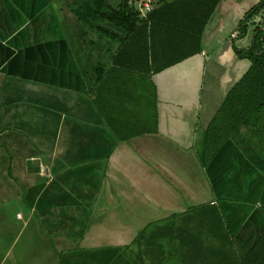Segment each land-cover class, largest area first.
<instances>
[{"label": "crops", "instance_id": "obj_1", "mask_svg": "<svg viewBox=\"0 0 264 264\" xmlns=\"http://www.w3.org/2000/svg\"><path fill=\"white\" fill-rule=\"evenodd\" d=\"M120 1L0 0V201L15 204L20 256L152 264L150 254L132 262L133 246L132 260L122 251L145 228L159 231L168 258L159 264H201L170 231L192 224L199 207L219 205L243 258L264 232V141L241 125L206 167L197 146L250 65L232 48L248 46L251 28L241 38L236 30L246 9L219 3L202 51L150 77L157 132L118 140L88 91L98 63L119 47L98 27L125 36L99 15Z\"/></svg>", "mask_w": 264, "mask_h": 264}, {"label": "trees", "instance_id": "obj_2", "mask_svg": "<svg viewBox=\"0 0 264 264\" xmlns=\"http://www.w3.org/2000/svg\"><path fill=\"white\" fill-rule=\"evenodd\" d=\"M138 1L121 0L116 7L99 13L103 20L123 30L125 36L98 27L101 33L118 41L119 47L110 52L107 65L98 63L88 95L118 140L157 132L156 89L150 77L202 51L203 32L222 0H151V8L144 15L135 6ZM261 10L264 0H257L236 26L239 38L253 26L248 47L232 45L234 53L247 58L250 65L228 90L199 138V159L204 167L241 125L252 126L254 134L264 141V26L256 24ZM195 215L198 221L184 222L170 232L178 231L176 234L184 246L192 249L198 262L264 264V232L242 258L219 205L199 207ZM158 237V229L148 235L143 228L131 246L122 251L127 256L125 252L133 246L137 251L132 248L131 259L127 257L132 260L135 251L132 262L136 263H143V256L148 254L152 264L167 262Z\"/></svg>", "mask_w": 264, "mask_h": 264}, {"label": "rangeland", "instance_id": "obj_3", "mask_svg": "<svg viewBox=\"0 0 264 264\" xmlns=\"http://www.w3.org/2000/svg\"><path fill=\"white\" fill-rule=\"evenodd\" d=\"M240 2V6L244 9H248L252 7L257 0H238ZM139 3V1H138ZM249 30L250 34L249 37H246L245 42L248 43V46L250 45L252 35H253V27H250ZM249 38V41H248ZM247 46V47H248ZM15 204L11 201L2 199L0 201V251L4 249L2 255L5 254L4 252L7 251L5 256L1 257V264H28L31 260L30 254L27 257L20 256L21 250L19 240L21 237L20 235V224L19 221L15 218ZM15 210V211H14ZM14 211V213H13ZM193 222L198 221L199 217L197 215L192 217ZM185 221V220H184ZM187 221V220H186ZM185 221V222H186ZM192 222V223H193ZM202 240H205L202 238ZM199 241V240H198Z\"/></svg>", "mask_w": 264, "mask_h": 264}, {"label": "built area", "instance_id": "obj_4", "mask_svg": "<svg viewBox=\"0 0 264 264\" xmlns=\"http://www.w3.org/2000/svg\"><path fill=\"white\" fill-rule=\"evenodd\" d=\"M138 8L142 15H144L151 8V0H140L138 3ZM256 24L264 26V10H261L256 16ZM253 27V26H251ZM236 33L233 32L232 36H235Z\"/></svg>", "mask_w": 264, "mask_h": 264}]
</instances>
